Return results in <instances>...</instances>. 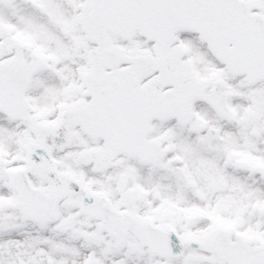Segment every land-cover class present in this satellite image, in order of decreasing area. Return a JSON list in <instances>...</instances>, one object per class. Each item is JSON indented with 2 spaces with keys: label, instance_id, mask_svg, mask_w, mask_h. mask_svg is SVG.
I'll use <instances>...</instances> for the list:
<instances>
[{
  "label": "snow or ice",
  "instance_id": "obj_1",
  "mask_svg": "<svg viewBox=\"0 0 264 264\" xmlns=\"http://www.w3.org/2000/svg\"><path fill=\"white\" fill-rule=\"evenodd\" d=\"M0 264H264V0H0Z\"/></svg>",
  "mask_w": 264,
  "mask_h": 264
}]
</instances>
